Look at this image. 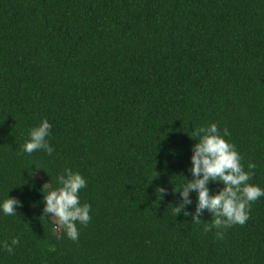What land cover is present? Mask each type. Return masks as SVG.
<instances>
[{
	"label": "trees",
	"instance_id": "obj_1",
	"mask_svg": "<svg viewBox=\"0 0 264 264\" xmlns=\"http://www.w3.org/2000/svg\"><path fill=\"white\" fill-rule=\"evenodd\" d=\"M44 119L53 153H23ZM212 123L264 189V0H0V201L21 202L0 264H264V197L219 239L195 193L172 210ZM65 168L91 206L76 241L43 213Z\"/></svg>",
	"mask_w": 264,
	"mask_h": 264
},
{
	"label": "clouds",
	"instance_id": "obj_2",
	"mask_svg": "<svg viewBox=\"0 0 264 264\" xmlns=\"http://www.w3.org/2000/svg\"><path fill=\"white\" fill-rule=\"evenodd\" d=\"M51 125L47 119L28 131V139L22 147L23 153L32 154L43 150L51 155L54 149L49 145L47 137L50 135ZM195 138L191 148L190 167L187 171L191 179H184L178 193L181 203L172 208L175 216L180 215L186 205L191 204L190 194H196V208L192 216L195 223H201L199 217L207 211L211 214L212 222L205 227V232L216 229L217 238H222L223 231L233 225H244L250 218L249 211L252 202L264 197V189L248 183L254 175L255 164H248V171L241 164V155L233 144L224 137L230 133L227 128L223 134L217 124L193 128L186 133ZM59 186L50 188L48 184L41 187L43 195V213L55 226L61 228L68 239L76 241L79 233L77 224L87 225L91 219L89 213L91 206L80 203V190L86 188L85 178L72 169L65 168L58 177ZM209 183H219L222 189L211 195ZM161 198L166 195L165 189H159ZM21 202L16 198H7L0 201V213L7 216L17 214L16 209ZM50 214V215H48ZM185 216L187 212L183 213ZM19 240L13 239L11 244L4 243L3 247L11 253L13 246L18 245Z\"/></svg>",
	"mask_w": 264,
	"mask_h": 264
}]
</instances>
